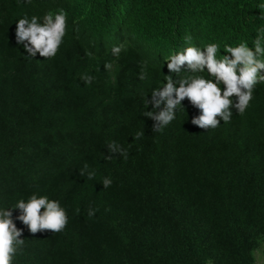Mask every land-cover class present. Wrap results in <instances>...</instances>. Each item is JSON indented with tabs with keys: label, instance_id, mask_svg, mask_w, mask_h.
<instances>
[{
	"label": "trees",
	"instance_id": "16d2710c",
	"mask_svg": "<svg viewBox=\"0 0 264 264\" xmlns=\"http://www.w3.org/2000/svg\"><path fill=\"white\" fill-rule=\"evenodd\" d=\"M262 6L0 0V209L13 211L25 239L14 264H256L264 248V84L243 114L232 109L229 123L208 130L191 123L200 113L185 99L153 132L144 100L166 83V58L187 46L186 36L202 49L216 43L217 58L226 44L253 47L264 29ZM59 9L67 27L57 54L28 56L16 42L17 21ZM83 74L95 77L92 84ZM113 141L127 158L105 159ZM85 163L94 179L80 175ZM103 177L113 181L107 189ZM33 193L65 208L62 232L33 235L16 219L11 207ZM89 208L98 209L91 219Z\"/></svg>",
	"mask_w": 264,
	"mask_h": 264
},
{
	"label": "clouds",
	"instance_id": "9594fccd",
	"mask_svg": "<svg viewBox=\"0 0 264 264\" xmlns=\"http://www.w3.org/2000/svg\"><path fill=\"white\" fill-rule=\"evenodd\" d=\"M31 2V0H27ZM264 7V6H262ZM42 19V22H41ZM67 13L64 9L56 12H47L43 17L25 16L16 23L15 37L19 45H23L28 56L35 58L37 53L44 59L53 58L57 54L66 34ZM192 37H185L187 45L179 51L171 53L165 63L168 75L166 83L151 92V99L147 97L145 105H152L151 111L144 116L154 121L153 132L162 131L175 119V113L182 101L187 99L190 104L199 110L191 123L201 129H215L221 120L229 123L233 116L232 109L237 114H243L253 99V93L258 84H264V29H261L253 40V47L246 43L236 46L224 45L223 55L217 58L219 46L216 43L206 44L203 49L191 43ZM124 45H113L111 53L119 57ZM104 69L111 71V62L104 63ZM138 73L140 80L147 78L143 69ZM207 70V77L203 75ZM80 79L90 85L95 77L83 74ZM223 86V88L221 87ZM234 98V99H233ZM144 133L138 131L135 139L139 140ZM111 159L119 154L127 158L128 152L116 142L108 145ZM85 163L79 170L81 176L94 179L95 171H88ZM113 181L109 177L102 178L104 189L109 188ZM11 209H18L17 220L22 222L31 234L48 230L52 233L62 232L68 224V215L60 202L49 199L48 196H38L33 193L27 201H17ZM43 210V211H42ZM98 209L89 208L88 217H94ZM23 229L17 228L13 220V211L9 208L0 209V264H14L15 257L23 254L25 239H21Z\"/></svg>",
	"mask_w": 264,
	"mask_h": 264
},
{
	"label": "rangeland",
	"instance_id": "374dc122",
	"mask_svg": "<svg viewBox=\"0 0 264 264\" xmlns=\"http://www.w3.org/2000/svg\"><path fill=\"white\" fill-rule=\"evenodd\" d=\"M256 264H264V248L256 252Z\"/></svg>",
	"mask_w": 264,
	"mask_h": 264
}]
</instances>
